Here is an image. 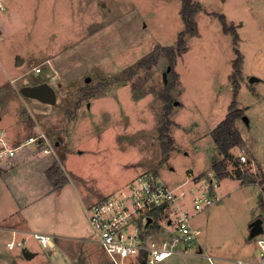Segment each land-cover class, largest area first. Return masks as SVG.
Instances as JSON below:
<instances>
[{
    "label": "rangeland",
    "instance_id": "rangeland-1",
    "mask_svg": "<svg viewBox=\"0 0 264 264\" xmlns=\"http://www.w3.org/2000/svg\"><path fill=\"white\" fill-rule=\"evenodd\" d=\"M184 1L0 0V131L15 143L46 133L51 153L43 145L26 149L50 154L59 170L48 176L51 182L66 177L55 184L68 183L48 195L49 208L44 201L23 205V191L0 192V228H19L13 224L18 216L27 224L36 218L39 225L77 222L83 229L78 239L48 248L33 233L12 237L0 229V264H112L81 209L83 195L88 209L144 171L171 186L189 173L206 175L212 160L222 158L212 130L234 99L244 142L232 149L238 158L227 161L221 199L193 217L201 231L198 252L160 264H236L259 254L264 231L251 237L249 225L262 218L264 226V0H191L198 33L186 36V50L171 65L162 47L176 45L185 27ZM43 81L55 87L56 104L20 92ZM164 125L175 145L165 159ZM31 161L23 180L43 171V161ZM12 239L24 246L10 248ZM24 247L36 256L25 258Z\"/></svg>",
    "mask_w": 264,
    "mask_h": 264
},
{
    "label": "built area",
    "instance_id": "built-area-1",
    "mask_svg": "<svg viewBox=\"0 0 264 264\" xmlns=\"http://www.w3.org/2000/svg\"><path fill=\"white\" fill-rule=\"evenodd\" d=\"M47 136L39 133L15 143L0 131V168L31 144L43 145L42 150L51 153ZM240 155L244 160V153ZM222 179L213 169L206 175L189 173L183 182L171 186L157 172L144 171L120 190L90 204L89 221L112 264H160L172 256L189 255L198 252L195 246L201 233L193 217L221 199ZM34 236L44 247L53 246L49 235ZM257 241L256 258L239 259L236 264H264V237ZM8 246L22 248L24 244L13 240Z\"/></svg>",
    "mask_w": 264,
    "mask_h": 264
},
{
    "label": "crops",
    "instance_id": "crops-1",
    "mask_svg": "<svg viewBox=\"0 0 264 264\" xmlns=\"http://www.w3.org/2000/svg\"><path fill=\"white\" fill-rule=\"evenodd\" d=\"M25 149L19 151L17 155L14 156L13 159L8 164L3 166L8 170L0 172V192L5 193L7 191H23L22 196L26 197V198H23L20 196L25 201V202H22L23 205L28 202L29 204H32V203H38V201L43 203L44 201V203L46 204L43 205V208H47V207L49 208L51 203L47 201L48 195L56 192L54 190H57V189L64 191V187L68 185V183L63 184L62 186L58 187L56 186L54 181L51 182L47 174V169L50 167L53 161V158L50 154L37 153L36 150L34 149H26V150ZM32 159H37V160H41L44 162V164L41 167L43 171L42 173H39L38 171H36L35 173L30 174L25 180H23L22 174L23 173L27 174L25 169L27 165L29 164V162H32L31 161ZM34 162L37 163V161H34ZM201 172L203 171H196L194 172V174L201 173ZM29 178H32V181H31V185L27 186ZM24 183L26 184V186H24ZM49 184L54 185V188L50 187ZM57 192H60V191H57ZM85 199H86V196L83 195L82 202H81V205H82L81 209L82 210L84 209L87 215V219L89 220V213H88V209H86ZM10 200L13 201V199H10ZM62 204L67 205V209H69V206L73 207L71 205H68L66 201H63ZM88 206H90V204ZM31 212L33 214L35 213V215H38L37 214L38 211L36 209H32ZM39 213L41 214L40 210H39ZM14 218L17 220L16 222H13V224L15 223L16 226H18L19 228L11 226L8 228H0V229L1 230L6 229L10 233V235H12V237H14V235H19V234L26 235V233L48 234V235H51V239L54 241V243L57 244V246H61L60 243H62V241L68 238L78 239L77 237L83 230L80 228L77 222H75L70 227L60 226L59 228H54L48 224H43V225L37 224L36 218H29L30 224H27V222H25L24 219L22 218L18 219V216H15ZM23 237H25L23 238V240H26L28 238V236H23ZM52 237H54V239ZM19 241H22V240H19Z\"/></svg>",
    "mask_w": 264,
    "mask_h": 264
},
{
    "label": "trees",
    "instance_id": "trees-1",
    "mask_svg": "<svg viewBox=\"0 0 264 264\" xmlns=\"http://www.w3.org/2000/svg\"><path fill=\"white\" fill-rule=\"evenodd\" d=\"M184 5L182 8V16L183 21L185 23L184 29L179 33L177 43L173 46H167L162 47V49L168 50V55L171 58V65H173L176 55H181V53L186 50V36L191 35L195 36L197 35V24L195 20V14L198 11L197 8L193 7V4L191 3V0H185ZM227 23L223 22V28L227 29ZM235 39H238L239 36L234 31ZM177 48V50H176ZM150 57L146 56L142 58L136 65L137 68H140L144 66L146 63L150 62ZM235 66L239 67L238 61L235 62ZM131 71L130 73H132ZM236 99L233 100V102L230 105V108L225 116V118L218 123V125L213 128L212 135L214 138V142L216 145V149L220 156L222 158H214L212 160V169H214L221 178H225L230 176V172L227 170V161L228 160H235L238 156H234L232 154V149L236 146L242 145L244 142V139L239 131V129L236 126V121L238 118H240L243 113L241 109L234 108L236 105ZM168 109V108H167ZM169 110V109H168ZM167 114V111H166ZM168 123H170V120H167ZM168 125H164L160 128L161 131V137H162V143H161V150L163 158L169 157L170 151H172L175 148L174 140L171 136H169L168 132ZM65 158V157H64ZM58 167L56 165H51L47 169V174L50 178H52L55 175H58L59 173ZM63 178V177H62ZM60 179H56V183H64L66 181V177ZM53 179V178H52ZM262 191L264 192V179L262 181Z\"/></svg>",
    "mask_w": 264,
    "mask_h": 264
},
{
    "label": "water",
    "instance_id": "water-1",
    "mask_svg": "<svg viewBox=\"0 0 264 264\" xmlns=\"http://www.w3.org/2000/svg\"><path fill=\"white\" fill-rule=\"evenodd\" d=\"M22 60V59H21ZM171 66L168 67V70H170ZM90 79L88 78L87 81ZM256 80V77L253 76L251 78V81ZM20 92L27 97L34 98L36 100H39L43 103L48 104H56L57 103V91L55 87L46 81L36 83V84H29L24 85L20 88ZM177 103V102H175ZM246 121L248 120L246 116H243ZM59 144V142L57 143ZM149 221H151V218H149ZM250 228V236L255 237L257 235H260L264 231L263 226V219L257 218L254 221H252L249 225ZM22 253L27 259L33 258L36 253L31 251L28 247H24L22 249Z\"/></svg>",
    "mask_w": 264,
    "mask_h": 264
}]
</instances>
